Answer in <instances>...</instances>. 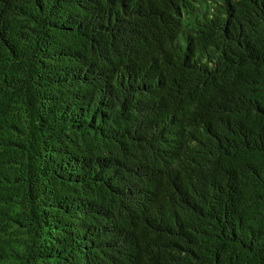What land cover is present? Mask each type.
<instances>
[{"label":"trees","instance_id":"trees-1","mask_svg":"<svg viewBox=\"0 0 264 264\" xmlns=\"http://www.w3.org/2000/svg\"><path fill=\"white\" fill-rule=\"evenodd\" d=\"M0 264H264V0H0Z\"/></svg>","mask_w":264,"mask_h":264}]
</instances>
